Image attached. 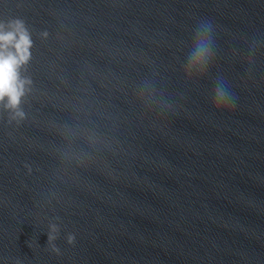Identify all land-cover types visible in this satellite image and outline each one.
Masks as SVG:
<instances>
[{
  "label": "water",
  "instance_id": "95a60500",
  "mask_svg": "<svg viewBox=\"0 0 264 264\" xmlns=\"http://www.w3.org/2000/svg\"><path fill=\"white\" fill-rule=\"evenodd\" d=\"M13 18L33 85L26 120L0 113V264H264V0H0ZM200 20L215 55L188 81ZM218 77L234 107L211 103ZM144 79L171 109L137 96ZM82 131L97 150L62 135Z\"/></svg>",
  "mask_w": 264,
  "mask_h": 264
},
{
  "label": "clouds",
  "instance_id": "9594fccd",
  "mask_svg": "<svg viewBox=\"0 0 264 264\" xmlns=\"http://www.w3.org/2000/svg\"><path fill=\"white\" fill-rule=\"evenodd\" d=\"M40 35L43 39H47L49 33L43 31ZM33 47V34L22 19L0 20V113H7L9 125H18L27 119V113L21 105L30 93L33 81L23 73L31 62ZM185 47L183 77L188 81H195L208 72L214 59L213 24L207 20L197 21ZM255 50L256 42L253 41L249 46V54H254ZM135 92L145 104L155 106L162 111L173 107L171 101L157 88L153 79L142 80L136 85ZM210 100L218 109L235 106V97L222 77L215 79ZM62 135L69 144L79 141L89 152L97 150L99 145V137L95 131L62 133ZM89 152H82L79 155L74 153V163L77 166L85 165L87 159L91 158ZM57 232V224L51 223L47 240L54 241ZM73 239L74 237L69 236L68 242L71 243ZM52 250L59 252L55 244Z\"/></svg>",
  "mask_w": 264,
  "mask_h": 264
}]
</instances>
